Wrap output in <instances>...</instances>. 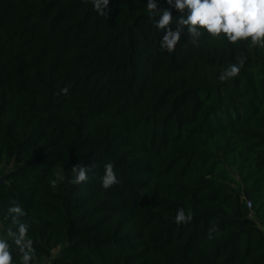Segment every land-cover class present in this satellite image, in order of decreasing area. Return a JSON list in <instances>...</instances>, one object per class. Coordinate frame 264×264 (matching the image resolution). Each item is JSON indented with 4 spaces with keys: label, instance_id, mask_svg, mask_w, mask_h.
Instances as JSON below:
<instances>
[{
    "label": "trees",
    "instance_id": "trees-1",
    "mask_svg": "<svg viewBox=\"0 0 264 264\" xmlns=\"http://www.w3.org/2000/svg\"><path fill=\"white\" fill-rule=\"evenodd\" d=\"M147 2L104 18L90 0H0V227L15 200L38 264H264V47L185 34L161 53ZM108 161L120 183L103 189ZM79 163L95 167L76 185Z\"/></svg>",
    "mask_w": 264,
    "mask_h": 264
},
{
    "label": "clouds",
    "instance_id": "clouds-1",
    "mask_svg": "<svg viewBox=\"0 0 264 264\" xmlns=\"http://www.w3.org/2000/svg\"><path fill=\"white\" fill-rule=\"evenodd\" d=\"M110 2L90 0L95 12L104 18L108 16L106 10ZM167 4L168 7L161 8L159 0H148L145 8V12L154 20V27L161 33V53H174L185 34L193 44H197L201 35L207 33L216 40L223 39L229 43L247 41L251 45L264 47V0H167ZM244 64L245 60L239 58L238 62L223 67L219 80L226 82L238 77ZM61 91L67 93L68 88H62ZM94 167L81 163L74 166L70 171L73 173L71 183L80 185L88 182ZM54 175L55 178L49 181L53 189L65 180L59 170ZM100 183L103 189L120 183L112 161L104 163ZM26 215L24 208L15 200L9 204L10 223L0 227V264H38L35 242L29 234L31 224L22 219ZM173 219L178 226H187L193 220V212L191 209L178 208ZM219 235V228L210 227L207 239L212 241Z\"/></svg>",
    "mask_w": 264,
    "mask_h": 264
},
{
    "label": "water",
    "instance_id": "water-1",
    "mask_svg": "<svg viewBox=\"0 0 264 264\" xmlns=\"http://www.w3.org/2000/svg\"><path fill=\"white\" fill-rule=\"evenodd\" d=\"M6 177L7 176L5 174L2 178H0V186L6 182ZM236 177L238 178L237 175H236ZM242 186H243L244 198L247 199V200H249L250 199L249 192L247 191L246 188H244V184L243 183H242ZM58 251H59V249L57 248V249H55L53 251V253L56 255V254H58Z\"/></svg>",
    "mask_w": 264,
    "mask_h": 264
},
{
    "label": "rangeland",
    "instance_id": "rangeland-1",
    "mask_svg": "<svg viewBox=\"0 0 264 264\" xmlns=\"http://www.w3.org/2000/svg\"><path fill=\"white\" fill-rule=\"evenodd\" d=\"M262 229H264V227H262ZM42 264H48V260L47 259H44V261H43Z\"/></svg>",
    "mask_w": 264,
    "mask_h": 264
},
{
    "label": "built area",
    "instance_id": "built-area-1",
    "mask_svg": "<svg viewBox=\"0 0 264 264\" xmlns=\"http://www.w3.org/2000/svg\"><path fill=\"white\" fill-rule=\"evenodd\" d=\"M247 205H248L249 208L251 207V203H250V201H248Z\"/></svg>",
    "mask_w": 264,
    "mask_h": 264
}]
</instances>
